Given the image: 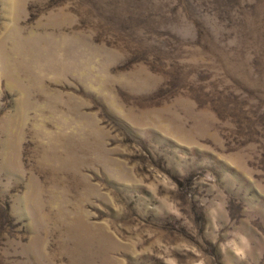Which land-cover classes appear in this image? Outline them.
I'll return each instance as SVG.
<instances>
[{
	"label": "rangeland",
	"instance_id": "rangeland-1",
	"mask_svg": "<svg viewBox=\"0 0 264 264\" xmlns=\"http://www.w3.org/2000/svg\"><path fill=\"white\" fill-rule=\"evenodd\" d=\"M0 264H264V0H0Z\"/></svg>",
	"mask_w": 264,
	"mask_h": 264
}]
</instances>
